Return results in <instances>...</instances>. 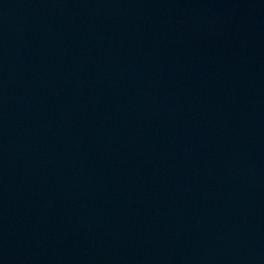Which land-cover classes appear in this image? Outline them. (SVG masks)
Listing matches in <instances>:
<instances>
[{
	"label": "water",
	"instance_id": "water-1",
	"mask_svg": "<svg viewBox=\"0 0 264 264\" xmlns=\"http://www.w3.org/2000/svg\"><path fill=\"white\" fill-rule=\"evenodd\" d=\"M0 264H264V0H11Z\"/></svg>",
	"mask_w": 264,
	"mask_h": 264
}]
</instances>
